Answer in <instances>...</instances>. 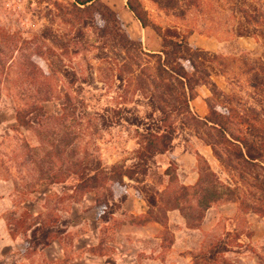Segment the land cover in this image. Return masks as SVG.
<instances>
[{"label":"rangeland","instance_id":"obj_1","mask_svg":"<svg viewBox=\"0 0 264 264\" xmlns=\"http://www.w3.org/2000/svg\"><path fill=\"white\" fill-rule=\"evenodd\" d=\"M73 1L0 0V31L11 35L14 42L0 46V264H202L197 256L220 240L228 242L232 249L223 256L216 254L218 261L226 258L234 264H264V220L252 230L249 213L239 212L234 220H221L202 233L192 231L199 229L201 223L192 226L182 214L190 231H178L176 225L164 221L159 235L145 237L122 229L124 221L137 223L140 217L122 216L120 210L100 214L98 196L103 202L109 201V208L113 207L106 188L77 192L73 175H62L63 182L51 184L43 179L49 172L47 169L55 164L49 158L46 162L43 160L42 156L46 155L43 146L48 147L51 141L59 142L61 132L65 135L70 127L75 128L78 136L73 145L66 147L62 157L66 164L56 163L60 168L73 169L76 162L89 160H100L107 168L117 163L132 167L139 161L135 152L140 146V133L146 132V125L163 117L145 95L132 91L125 82L120 85L115 81L112 68L122 61V46H117L109 37H101L102 30L110 29V24L105 28L104 19L99 15V28L82 27V22L74 17L77 12L67 11ZM100 1L118 13L126 33L133 40H141L147 51L153 47L148 42H158L160 47L165 44L170 50L169 39L177 32L188 35L191 47L217 53L219 58L211 63L203 60L212 70L211 80L224 93L236 95L242 104L259 108L260 97L251 87L250 79L252 73L259 72V61L264 59V38L251 34L253 29L240 12V9L247 10V14L257 15L261 8L258 0H250L248 4L242 0H179L176 5L171 0ZM124 1L126 5L130 1L139 11L146 27L128 6L123 13L117 9L119 2ZM45 30L48 34L45 41L36 40ZM246 30L251 31L239 35ZM200 39L219 48L212 51L210 44L196 47ZM41 70L51 73L47 81L39 79L35 84L22 77L28 72L37 77ZM48 88L54 91L53 98L42 103L48 114H60L64 100L58 96L71 91L79 101L75 119L68 120L67 126L43 119L32 128L19 127L15 105L24 103L19 98L25 89L35 93ZM203 92L212 101L222 98L206 84L198 86L194 93L197 96ZM31 99L35 101L37 93ZM116 110L120 111L119 117L115 116ZM134 115L145 124H132L126 119ZM110 121L113 122L110 124ZM160 124L161 129H173V143H187L189 149L198 146L201 141L196 138L203 136L205 130L186 115H172V119ZM55 134L57 141L52 137ZM166 170L170 173L166 174ZM218 172L221 179L228 180L220 169ZM170 175L178 181L174 159L167 152L157 154L150 160L147 175L137 176L144 180H130L129 189H135L145 200L147 194L154 196L163 189ZM152 210L159 215L165 211L157 205ZM23 211L30 212L33 218L40 213L46 218L53 216L58 224L67 220L70 224L60 240L28 253L24 250L26 234L20 231L13 234L9 225ZM198 212L186 210L191 222L194 223Z\"/></svg>","mask_w":264,"mask_h":264},{"label":"trees","instance_id":"obj_2","mask_svg":"<svg viewBox=\"0 0 264 264\" xmlns=\"http://www.w3.org/2000/svg\"><path fill=\"white\" fill-rule=\"evenodd\" d=\"M171 1L175 5L179 3V0ZM242 1L243 3H250V0ZM258 1L261 8L257 15L253 13L249 15L247 10L241 11L240 9V12L243 13L248 27H252L251 34L264 38V0ZM127 6L141 22V25L146 27L144 18L130 4V1L127 2ZM71 10L72 14L74 11L77 12L74 17L78 22H82V27L97 26V15L104 19L105 28L110 24V29L102 30L101 37L113 39L117 46H122L123 51L122 61L112 68L115 81H118L120 85L125 82L128 87H132V91L145 95L154 108L162 113L163 117L156 120L154 124L146 125V132L140 133L141 138L138 142L140 146L135 152L138 154L139 161L132 167L117 163L107 168L103 166L100 160H89L73 163L75 166L73 169L66 168V166L64 169L63 167L60 168L56 163H61V166L66 164L62 161V157L66 154V147L73 145L78 136L75 128L70 127L65 131V135L61 132L59 142L53 144L52 141L49 143L47 140L48 147L43 146L46 152V155L42 156L43 160L46 162L49 158L50 163L53 161L55 163L47 169L49 172L43 179L51 184L63 182L65 175H73L77 181L74 186V190L77 192L106 188L113 201V207L109 208V201L106 199L103 202L98 196L99 205L97 208L100 209L101 215L106 214L108 210L114 213L121 209L127 198L129 181L142 182L144 179L137 176L144 177L147 175L150 160L157 154L165 153L173 147L175 138L173 129L171 131L161 129L160 122L172 119V115L176 117L186 115L191 121L205 128L203 136H199V138L212 147L221 171L228 176V180L221 179L210 168L206 160L199 156L200 176L197 183L193 186L179 184L170 175L164 190L156 191L154 196L148 194L145 196L149 211L137 223H144L149 220L163 221L167 209L178 208L190 225L197 226L201 223L208 207L214 203L225 201L237 203L240 213H254L264 216V59L259 61V72L252 73L250 79L251 87L260 97L259 108L246 106L241 103V99L236 95L224 93L218 88L215 81L211 80L212 70L207 68L204 61L211 63L219 58L218 54L191 47L188 42V35H181L176 32L174 38L169 39L170 50L167 45L162 44L159 52H151L144 49L141 40L130 38L124 30L118 13L100 0H74L71 6L67 8V11ZM97 27L99 28V26ZM248 31L251 30L239 32V35H245L249 33ZM47 36L45 30L41 38L36 36L35 39L44 42ZM162 39L164 40V37ZM4 43L13 45V38L11 35L0 31V46ZM43 53L46 55L47 52L43 51ZM44 55L42 58L47 60ZM50 75V72L41 70L37 77H34L32 72H28L22 77L37 84L39 79L47 81ZM74 77L75 74H73ZM205 84L210 85L215 93L218 92L217 94L222 95V98H217L215 101L207 99L208 114L205 117H200L191 110L190 101L195 97L196 88ZM25 91L22 98H19L24 103L15 105L16 120L19 127L32 128L35 124H41L43 119L61 122L63 126H67V121L76 115L79 101L72 96L71 91H66L63 96H58L64 101L61 113L56 116L49 115L42 105L43 102L53 98V89L49 90L48 88L44 91L38 89L35 92L37 93L35 101L31 99L35 96L34 91L31 92L27 89ZM77 92L80 93V90ZM80 101V103H84L82 100ZM115 114L119 117L120 111L116 110ZM126 119H130L132 124H145L138 115ZM115 121L120 122L121 119L117 118L116 120L115 118ZM47 137L49 138L48 135ZM52 137L54 141H57L55 139L56 134ZM43 173L44 176L45 172ZM169 173L170 171L166 170V174ZM155 205L165 210L162 215L152 210ZM188 209H192L193 212L199 211L195 216L197 218L194 223L186 214ZM48 214L49 212L46 215ZM35 217L33 218L30 212L23 211L18 220H12L13 223L9 222L13 234L19 231L26 234L24 250L28 253L36 252L50 246L54 241L60 240L70 224L68 220L62 225L58 224V220L53 216L46 218L40 213ZM231 247L228 242L220 240L214 244L213 248L211 246L207 252H202L197 257L202 264H234L226 258L218 261L219 257L216 255L223 256L226 252L231 251Z\"/></svg>","mask_w":264,"mask_h":264},{"label":"crops","instance_id":"obj_3","mask_svg":"<svg viewBox=\"0 0 264 264\" xmlns=\"http://www.w3.org/2000/svg\"><path fill=\"white\" fill-rule=\"evenodd\" d=\"M120 6H116L120 12H125V6L126 2H119ZM144 45H146V42L143 41ZM199 44H195L196 47H199L201 45L210 44L212 45L211 50L216 51L219 47L217 44H212L209 41L200 39ZM148 46H153L148 51L151 52H159L161 47L158 44V42H155V44H149ZM208 94L203 92V94H198L190 101V108L193 112H195L200 117H205L208 114V103H207ZM197 140L201 141L198 142V146L194 149H189L187 147V143H180L176 144L173 143V147L167 151L172 158L175 161V166L177 170V182L179 184H183L186 186H193L197 183L200 172H199V165H198V157H203L210 168L215 172L219 173L218 170L220 168V165L218 163V160L215 158L213 154L212 147L210 145L205 144L200 138H196ZM166 154V152H165ZM162 153L161 155H165ZM168 165L171 166V163L168 162ZM168 166H164V168L167 169ZM169 168V167H168ZM179 176V178H178ZM222 178V177H221ZM169 180L167 181L166 185L168 184ZM166 185L161 189L160 191L164 190ZM133 190V191H132ZM127 198L123 202L121 209H119V213H121L122 216H127L126 214H129L130 216H133L134 218L142 217L147 214L149 211V206L147 205V202L136 193L135 189H129L128 187V193ZM166 215L163 218V221H157V220H149L144 223H131L129 221H124L122 224V229L130 230L135 235H143V236H153L156 237L161 233L163 226V222H168L169 224H173L177 226L178 231L185 232L186 230L190 231L191 229L187 226L184 216L182 215V212L180 209H167ZM239 216V208L237 203L225 201V202H217L212 204L210 207L207 208L205 211L203 221L201 222L199 229H192L193 232L198 230L200 233L206 232L209 229L215 227L217 223L221 220H227L232 221L234 218ZM247 217H249V220L251 223V229L253 230L257 225H261V223L264 220V217H259L257 214L249 213L247 214ZM235 227V226H234ZM240 238H238L239 240ZM235 247V246H234ZM190 249V248H189Z\"/></svg>","mask_w":264,"mask_h":264}]
</instances>
